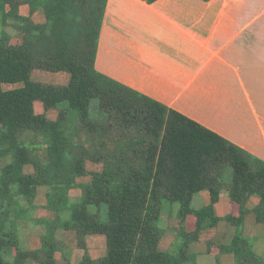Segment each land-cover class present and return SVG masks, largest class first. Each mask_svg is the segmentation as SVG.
<instances>
[{
  "label": "trees",
  "instance_id": "obj_1",
  "mask_svg": "<svg viewBox=\"0 0 264 264\" xmlns=\"http://www.w3.org/2000/svg\"><path fill=\"white\" fill-rule=\"evenodd\" d=\"M107 1L28 0L31 15L24 17L20 3L0 0V163L10 159L0 169V264H57L58 230L75 234L85 253L80 264H196L191 244L221 221L236 233L218 247L220 253L232 255L234 264H264L244 235L248 214L264 222V162L97 71ZM40 8L44 24L32 19ZM7 28L22 35L21 44L10 43ZM34 70L67 72L71 81L67 86L34 82ZM18 83L24 87L3 89ZM38 101L46 111L57 110L58 119L36 114ZM88 161L102 164V172H89ZM85 176L92 177L89 184L76 183ZM43 187L45 207L55 218L47 221L41 247L25 249L16 219L27 214L24 203L35 207ZM74 189L80 196L72 203ZM223 190L239 206L238 215L216 216ZM203 191L211 203L195 211L193 198ZM253 199L258 203L249 210ZM164 203L178 208L180 221L169 252L159 250ZM191 215L196 224L187 231ZM93 235L106 237L107 252L100 259L88 253L86 239ZM66 264L72 263L66 258Z\"/></svg>",
  "mask_w": 264,
  "mask_h": 264
},
{
  "label": "crops",
  "instance_id": "obj_2",
  "mask_svg": "<svg viewBox=\"0 0 264 264\" xmlns=\"http://www.w3.org/2000/svg\"><path fill=\"white\" fill-rule=\"evenodd\" d=\"M15 1L20 3L21 16L31 15L28 0ZM32 19L44 24V10L38 9ZM6 32L12 45L21 44V34L11 28ZM96 69L264 162V0H158L153 4L145 0H108ZM31 78L58 86H67L71 81L67 72L41 70H34ZM22 87L23 83L3 85L5 91ZM34 108L36 114L46 115L51 121L58 119V111H46L42 102H35ZM86 169L100 173L103 165L88 161ZM91 181V176L76 179L79 185ZM40 191L45 196L47 189ZM210 203V193L203 191L195 195L191 207L198 211ZM257 203L253 199L247 208L252 210ZM214 209L220 218L239 214V206L226 190ZM177 214L178 208L174 207L164 221L161 252L171 251L176 241L180 227ZM195 224L196 218L189 216L186 230H194ZM235 233V227L227 221L202 231L199 241L189 248L196 255V264H234V257L221 254L218 247L228 245ZM244 235L251 240L255 253L264 257V222L258 223L253 213L246 216ZM100 236L87 237L92 259L106 255L107 241ZM75 250L79 253L74 262L80 264L83 253ZM59 256L61 252L55 254L56 263L65 264L60 263ZM69 261L74 264L72 259Z\"/></svg>",
  "mask_w": 264,
  "mask_h": 264
},
{
  "label": "rangeland",
  "instance_id": "obj_3",
  "mask_svg": "<svg viewBox=\"0 0 264 264\" xmlns=\"http://www.w3.org/2000/svg\"><path fill=\"white\" fill-rule=\"evenodd\" d=\"M39 156L41 157L42 160H44V153L43 150H39ZM10 159H7L6 161L0 163V169L2 166H4L6 163H8ZM94 163V162H93ZM230 174V172H229ZM80 196V190L74 189L72 192H70V200L71 202H76ZM46 204V199L44 196L43 191H40L38 193L37 200L35 202V207L29 206L28 204L24 203V207L26 206L28 208V212L25 215L24 218L16 219L17 221V226L19 228V236L22 239V247L25 249H30L37 247V245L41 244V236L46 233L47 231V221H53L49 217L52 216L55 218V215L52 211L46 209L45 207ZM174 205H171L169 203H164L163 204V218L161 221V225H164V221L166 218L170 215V213L174 209ZM106 218V214L104 216ZM64 220H67L68 217H63ZM102 239H106L104 236H100ZM56 238L60 247V252L62 253V256H59V261L60 263H65L66 264V258L68 260L72 259V262L75 261V257L79 253L75 249H79L81 253H83V258H84V251L78 248L77 244H75L76 241V236L72 232H66L64 230H58L56 234ZM91 239V237L89 238ZM95 239V238H92ZM91 241V240H89ZM61 243V246H60ZM87 243V239H86ZM41 247V246H40ZM39 247V248H40ZM72 247L75 248L72 250ZM37 248V249H39ZM88 249V246H87ZM36 250V249H33ZM89 253V251H88ZM80 257V256H79ZM83 260V259H82ZM80 261V260H79ZM82 262V261H81ZM75 264V262H74Z\"/></svg>",
  "mask_w": 264,
  "mask_h": 264
}]
</instances>
